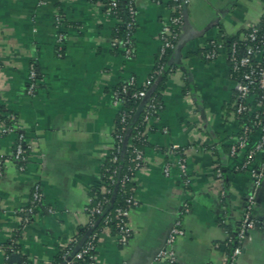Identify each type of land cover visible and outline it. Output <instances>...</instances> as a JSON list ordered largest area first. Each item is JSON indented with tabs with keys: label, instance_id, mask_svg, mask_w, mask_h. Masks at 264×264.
Returning a JSON list of instances; mask_svg holds the SVG:
<instances>
[{
	"label": "crops",
	"instance_id": "obj_1",
	"mask_svg": "<svg viewBox=\"0 0 264 264\" xmlns=\"http://www.w3.org/2000/svg\"><path fill=\"white\" fill-rule=\"evenodd\" d=\"M135 8V55L126 59L112 48L119 21L99 2L0 0V96L31 147L21 167L10 157L16 136L0 131V154L7 156L0 179V264L6 261L3 244L23 223L17 212L29 205L36 186L43 202L22 228L15 264H53L88 223L91 192L116 143L120 110L113 90L131 80L139 87L146 84L157 63L163 24L172 14L167 3L153 0H136ZM263 18L264 0L190 1L171 59L176 70L167 79L163 108L152 122L145 167L134 181L139 205L130 210L132 236L122 245L115 234L103 232L98 264H168L157 255L178 220L185 231L174 244L181 264H228L225 243L231 233L220 221L235 233L250 196L256 203L252 218L264 219V177L258 184L249 169L236 171L246 151L230 154L240 126L230 111L237 82L227 55L203 59L210 42L241 38ZM32 64L39 88L30 97ZM181 159L190 177L188 189L182 185ZM262 160L257 157L253 166ZM241 245L233 264H264L260 229L251 230Z\"/></svg>",
	"mask_w": 264,
	"mask_h": 264
},
{
	"label": "built area",
	"instance_id": "obj_2",
	"mask_svg": "<svg viewBox=\"0 0 264 264\" xmlns=\"http://www.w3.org/2000/svg\"><path fill=\"white\" fill-rule=\"evenodd\" d=\"M131 4L130 13L132 15V21L128 24L129 32L125 42L117 39L112 40V48L118 50L126 58L130 59L135 55L134 35L132 29L137 24V10L135 8L136 0H128ZM191 0H173L174 5L171 8V17L168 22L163 24L160 34L161 47L157 56V62L161 59L169 50L175 52L177 43L183 28L185 20V7L188 6ZM105 7V4L99 2ZM161 3V2H158ZM113 8L116 4L113 3ZM107 12L112 14L111 9H107ZM113 15V14H112ZM61 15L56 17V23H61ZM64 37L61 35L60 42H63ZM222 52H225L229 62V68L232 78L237 82V89L233 95L232 103L230 105V111L232 115L237 119L240 126V133L237 142L231 147L230 154L237 156L242 151H246V158L242 164L237 166L236 171H246L249 169L252 177L256 183H260L264 177V18L258 24L252 26L243 37L233 40L229 47L224 42L212 41L208 44L206 50L203 52V59L205 61H213L217 59ZM157 65V63H156ZM164 66L159 65L155 68L150 75L148 81L143 86V90L136 93L135 98L139 99L145 112L144 122L150 128L152 122L157 120L160 111L163 106L159 104L154 98L151 97L148 90L155 84L157 76H159ZM173 73H170L172 75ZM134 80L126 83V85L134 84ZM39 88L38 72L35 65L30 66L29 71V85L27 89L28 96H34ZM127 86H123L120 92L113 91L112 97L116 108H119L120 112L123 108L125 100L121 97L122 94H127ZM2 99L0 96V131L3 135H15L16 141L14 150L11 154V158L18 162L23 167L27 161V155L30 150V145L27 143L25 135L20 133L19 124L16 116L8 114L2 110ZM120 124L122 125L120 131L115 136V146L112 151L116 150L117 153L123 152L125 148H134L133 143L130 141L131 134L134 133L131 129L128 120L131 118V114L127 112L120 113ZM8 118V122L2 118ZM117 127L115 128V130ZM146 132L138 133L133 138L142 139L147 138ZM178 149L172 148V152H176ZM135 156L133 158V171L136 174L145 167V154L143 150L134 149ZM261 156L263 158L260 166H253L256 158ZM7 156L0 154V179L4 175V163ZM113 162H117L118 159L114 157ZM179 168L182 172V181L184 188L188 189L190 186V177L188 175V169L183 159L179 162ZM165 174L170 175V167L166 166ZM217 175L219 178L223 177L222 169H217ZM129 181V180H127ZM135 181V180H134ZM126 180L123 181L124 186ZM133 194L127 199L128 208H118L114 214H104L105 207L111 204L110 200L99 202L96 206H91L93 198L90 197L86 212L88 215V225L90 231L86 237L78 245V252L74 254L73 258L69 256L70 252H67L64 256L63 264H98L97 254L93 252L97 250L98 243L100 241L103 232L110 231L105 227L104 231L98 233L94 231L96 226V217L103 216L105 224H109L113 218L117 219L118 231L115 234L119 244H126L132 236V228L129 223L130 210L139 205L136 197V187L132 188ZM106 193H111V190H105ZM43 202V194L40 186H36L32 194V198L27 207L20 209L17 214L22 218L24 224L30 223L34 212L41 206ZM1 203V199H0ZM255 197L250 196L246 200L244 207V214L240 222L238 230L232 234H228V240L225 245L236 243V247L232 254L228 256V264H233L237 257L242 253V243L248 236V233L253 229H260L264 234V219L254 220L252 218V210L255 206ZM1 205V204H0ZM184 213L190 212L189 202L183 204ZM185 235V231L182 227L180 220L173 226L164 248L158 253L157 260H166L168 264H181L174 251V244L176 241ZM11 252L17 254V251L11 249ZM11 255V256H12ZM11 256L6 255L5 264H11Z\"/></svg>",
	"mask_w": 264,
	"mask_h": 264
},
{
	"label": "trees",
	"instance_id": "obj_3",
	"mask_svg": "<svg viewBox=\"0 0 264 264\" xmlns=\"http://www.w3.org/2000/svg\"><path fill=\"white\" fill-rule=\"evenodd\" d=\"M94 2H102L105 4V10L111 9L112 14L118 19L119 23L114 29L113 32V39H117L119 41L125 42L130 29H128V24L133 20L132 15L130 13L131 4L128 0H93ZM155 2H161V3H167V6L169 7L170 11L172 6L174 5L173 0H153ZM113 3L116 4V7L113 8ZM62 18V14H61ZM63 19V18H62ZM62 23L65 25V21H62ZM137 29V24L133 26V31L131 35H134ZM237 39V38H236ZM235 39H229L227 37H222L219 42H224L227 47L230 46V44ZM174 54V51L169 50L167 53L158 60L157 65L155 68H158L159 65L164 66L163 72L157 76L155 81V89L152 90L151 87L148 92H150L151 97L154 98L159 104L162 106L163 104V93L166 90L167 87V79L168 75L170 73H173L176 70V67L171 65V59ZM190 84H187V91L190 90ZM123 86H127L128 93L122 94L121 97L125 100V103L123 105V108L121 109V112H127L131 114V118H129L128 123L133 129V132L130 137V141L133 143L134 148H125L123 152L117 153L116 150L112 151L106 166L102 172L100 182L98 184V187H96L91 192V198H93V203L91 206H96L99 202H103L105 200H110L111 204H108L105 207L104 214L110 213L114 214L115 210L118 208H128L129 205L127 204V199L133 194L132 188L136 187V184L134 182L136 177V172L133 171V158L135 156L134 149H140L145 150L146 147H148L149 143L147 141V138H133V136L138 132L139 134L146 132L149 134L151 132V127L149 128L146 123L144 122V116L145 112L143 109L141 110V101L137 98H135V94L143 90V87L137 86L135 83L132 85H126V83L119 84L116 88H114L113 91L120 92L122 90ZM2 110L8 114H12L11 112H8L5 110V108L2 106ZM117 118L116 127L117 129L114 132V136L118 134L121 128L120 124V113ZM14 115V114H13ZM15 116V115H14ZM17 118V117H16ZM8 122V118H2ZM116 157L118 159L117 162H113V158ZM126 180L124 186H122L123 181ZM129 180V181H127ZM220 180V178H219ZM105 190H111V193H106ZM222 202L224 207L227 205V200L224 196H222ZM1 213V210H0ZM37 214V210L34 212L31 221ZM30 221V222H31ZM220 225L228 230L232 235H234V232L231 230L229 225H226L223 223V221H220ZM24 222L21 224V226L16 230L10 241H8L6 244H3L5 249V254L8 256H11L13 253L11 252V249H14L15 251L20 250V239H21V233L22 228L24 226ZM105 227H107L112 234H116L118 231L117 228V219L113 218V220L109 224H105V219L103 216H97L96 217V226L94 228L95 232H102L104 231ZM90 231V226L86 224L85 226L79 228L76 235L73 238L72 243L62 249L60 253L56 256L53 264H63L64 263V256L67 252H70L69 256L73 258L74 254L78 252V245L81 243V241L86 237V235ZM236 243H231L226 246V252L227 254H232L233 250L236 247ZM94 254H97V250L93 252Z\"/></svg>",
	"mask_w": 264,
	"mask_h": 264
},
{
	"label": "water",
	"instance_id": "obj_4",
	"mask_svg": "<svg viewBox=\"0 0 264 264\" xmlns=\"http://www.w3.org/2000/svg\"><path fill=\"white\" fill-rule=\"evenodd\" d=\"M187 7H185V12H186ZM178 49V46L176 47V50ZM176 50H175V54H176ZM172 65V64H171ZM141 110L143 109V106H141L140 108ZM20 258L19 254H14L11 256V264H15L16 261H18V259Z\"/></svg>",
	"mask_w": 264,
	"mask_h": 264
}]
</instances>
